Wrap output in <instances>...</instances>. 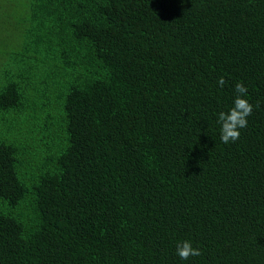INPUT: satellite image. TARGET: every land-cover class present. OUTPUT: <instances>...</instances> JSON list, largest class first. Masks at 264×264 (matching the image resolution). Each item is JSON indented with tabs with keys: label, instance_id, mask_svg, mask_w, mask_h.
<instances>
[{
	"label": "trees",
	"instance_id": "1",
	"mask_svg": "<svg viewBox=\"0 0 264 264\" xmlns=\"http://www.w3.org/2000/svg\"><path fill=\"white\" fill-rule=\"evenodd\" d=\"M0 264H264V0H0Z\"/></svg>",
	"mask_w": 264,
	"mask_h": 264
},
{
	"label": "clouds",
	"instance_id": "2",
	"mask_svg": "<svg viewBox=\"0 0 264 264\" xmlns=\"http://www.w3.org/2000/svg\"><path fill=\"white\" fill-rule=\"evenodd\" d=\"M217 83L222 88L227 81L221 76ZM234 91L236 96L233 101V106L227 112L221 111L218 114L217 122L220 125V140L224 144L235 143L239 140L241 135L240 130L247 128L248 117L253 114L254 107H260L259 102L253 106L245 98L248 93V88L242 82L235 84ZM176 255L181 260L187 261L191 258L202 256L203 252L199 247H193L190 240H184L176 244Z\"/></svg>",
	"mask_w": 264,
	"mask_h": 264
}]
</instances>
